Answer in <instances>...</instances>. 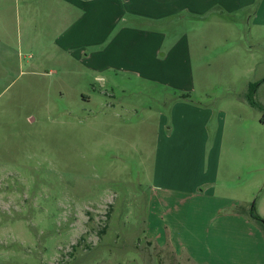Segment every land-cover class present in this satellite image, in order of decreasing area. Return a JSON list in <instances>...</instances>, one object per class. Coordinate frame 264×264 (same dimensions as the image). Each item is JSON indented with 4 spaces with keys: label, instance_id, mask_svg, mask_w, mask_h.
Returning a JSON list of instances; mask_svg holds the SVG:
<instances>
[{
    "label": "rangeland",
    "instance_id": "1",
    "mask_svg": "<svg viewBox=\"0 0 264 264\" xmlns=\"http://www.w3.org/2000/svg\"><path fill=\"white\" fill-rule=\"evenodd\" d=\"M147 1L143 8L151 18L144 19L139 34L147 38L144 58L129 54L125 64L138 74L106 67L121 66L106 59L109 43L97 47L90 63L86 57H64L53 38L25 27L22 0L5 12L0 264H188L147 239L157 143L167 140L178 121L189 125L197 118L189 109L197 106L211 111L212 135L225 126V150L234 142L244 150L261 117L246 96L249 83L264 78V51L257 71L246 70L234 44L206 40L211 28L202 23L218 19V13L156 19L152 0ZM232 19L246 20L248 13ZM187 44L190 59L180 53ZM156 46L167 60L153 59ZM183 125L174 138L187 131ZM231 159L230 165L238 164ZM247 177L225 172L220 183L241 185Z\"/></svg>",
    "mask_w": 264,
    "mask_h": 264
},
{
    "label": "crops",
    "instance_id": "2",
    "mask_svg": "<svg viewBox=\"0 0 264 264\" xmlns=\"http://www.w3.org/2000/svg\"><path fill=\"white\" fill-rule=\"evenodd\" d=\"M17 1L0 0V23L7 19L5 12L12 7L16 9ZM143 3L144 0H22L21 10L25 27L39 28L40 34L53 38L64 57L76 60L86 57L90 63L98 54L97 47L109 43L106 59L111 56L121 61V66L106 67L138 74L125 64L129 54L134 60L144 58L147 38L139 34H143L144 19L151 15ZM151 3L158 13L153 16L156 19L179 12L218 13V19L212 16L202 23V27L211 28L206 40L222 39L234 44L233 53L245 61L246 70L257 71L264 51V0H152ZM240 13H248V19H232ZM130 16L135 17L132 22ZM161 49L162 46H156L152 51L156 61L169 58L161 54ZM180 53L190 59L189 45L182 47ZM89 68L95 70L91 64ZM262 81L264 78L255 83ZM256 94L264 105V82ZM189 109L198 117L191 118L189 125L178 121L179 126H175L167 140L157 143L147 239L188 264H264V232L250 216L252 201L257 199L255 212L264 220V164L260 165L264 161V125L260 119L259 125H252L255 133L249 135L244 150H239L235 142L225 150V126L222 124L212 135L211 111L197 106ZM182 125L187 131L174 138L175 130ZM190 126L195 131L188 132ZM232 157L238 164L228 163L233 162ZM225 172L240 179L245 173L248 177L241 185L229 180L220 183ZM260 193L262 197L257 198Z\"/></svg>",
    "mask_w": 264,
    "mask_h": 264
},
{
    "label": "trees",
    "instance_id": "3",
    "mask_svg": "<svg viewBox=\"0 0 264 264\" xmlns=\"http://www.w3.org/2000/svg\"><path fill=\"white\" fill-rule=\"evenodd\" d=\"M263 82L264 81L250 84L248 94L246 96L250 106L257 109L261 113L260 123L262 125H264V105L260 104L255 100V94ZM250 216L254 221H256V223L261 227L262 231L264 232V220L255 212V204L253 205V209L250 213Z\"/></svg>",
    "mask_w": 264,
    "mask_h": 264
}]
</instances>
